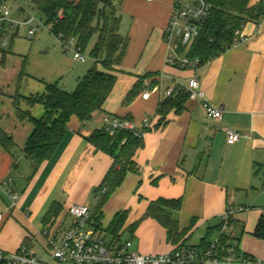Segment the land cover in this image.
<instances>
[{
    "label": "crops",
    "instance_id": "1",
    "mask_svg": "<svg viewBox=\"0 0 264 264\" xmlns=\"http://www.w3.org/2000/svg\"><path fill=\"white\" fill-rule=\"evenodd\" d=\"M263 2L250 0V5L259 6ZM122 3L129 7L133 26L139 30L134 44L140 43L143 48L142 57L132 67L129 62L125 64L133 47L130 44L121 72L117 74L118 80L119 74L128 70L135 72L137 84L142 79L131 102L117 108L111 105L110 95L103 112L92 117L98 123L92 119L83 123L73 116L53 158L34 171L22 154L33 125L17 117L16 89L0 98V130L16 144L13 153L0 146V214L3 215L0 249L10 253L27 240L26 245L36 252L34 246L45 227L44 217L55 203L61 208L57 222L66 218L70 204L92 208L89 204L92 194L98 204L100 195L96 189L113 160L87 138L103 129L106 117L126 119L137 125L144 119L156 118L155 128L146 134L142 148L133 158L135 171L127 174L102 209L103 228L118 213L127 212L122 240L132 241L133 250L141 254H165L179 245L198 246L207 229L221 223L227 208L238 205L245 210L235 214L233 222H238L237 226L232 225L222 233L236 244L241 254L264 264V241L252 235L264 216V15L245 24L246 41L232 45L207 64L192 70L166 64L168 46L164 37L172 0H123ZM194 78L200 81L214 106L224 107L222 118L209 119L200 102L187 100L182 111L171 110L160 123L159 93L148 100L142 95L156 87L164 91L177 85L187 86ZM22 83L20 110L29 111L36 119L45 114L43 105L29 107L24 98L43 95L46 85L56 83L63 90L73 92L60 85L56 78L45 82L28 76ZM142 85L147 88L145 91ZM227 130L236 131L241 139L228 144ZM9 179L19 197L13 208L4 187ZM160 199L182 200L181 210L171 211L180 233L187 231L177 243L168 240L166 229L157 220L144 218L150 203ZM192 220H195L193 226ZM136 223H139L137 229L131 232ZM10 228L15 235H10Z\"/></svg>",
    "mask_w": 264,
    "mask_h": 264
},
{
    "label": "trees",
    "instance_id": "2",
    "mask_svg": "<svg viewBox=\"0 0 264 264\" xmlns=\"http://www.w3.org/2000/svg\"><path fill=\"white\" fill-rule=\"evenodd\" d=\"M122 1L33 0L35 8L45 17V26L50 27L51 34L56 38L60 33L64 39L75 38L82 52L86 50L91 40L96 38L90 54L94 63L75 91L67 92L56 83L46 85V92L43 95L24 98L29 107L43 105L45 114L42 118L36 119L29 111L20 110V96L16 95L14 98L18 119L27 120L33 125V132L22 154L31 163L34 171L53 158L73 116L86 123L95 113L103 112L104 105L116 85L117 74L121 72L120 67L124 63L130 45L129 39L123 38L120 34L121 17L118 8ZM263 15L264 2L259 6H251L250 0H212L209 20L200 36L187 48L186 55L198 58L201 66L207 64L233 45L236 31L241 30L248 21L259 20ZM180 52L183 53L184 50ZM4 54L7 53L0 50V61H4ZM24 75L22 70L19 74L18 88ZM141 81L142 79L127 96L126 104L135 97ZM187 100L188 94L185 90H178L174 96L163 102L158 109V114L161 116L160 123L171 110L182 111ZM87 140L113 160L111 168L96 189L100 198L93 210L92 219L98 232L104 231L114 240L119 241L122 240L125 232L128 213H118L104 230L101 223L102 209L117 188L123 184L127 174L135 171L133 158L142 148L143 139L126 131L110 134L103 128L95 131ZM0 146L9 153H13L16 149L13 138L2 130H0ZM181 207V199H160L150 203L144 218L157 220L166 229L168 240L177 243L187 231L180 233L177 222L172 219L171 211H179ZM60 213L59 205L53 204L44 217V225L56 221ZM193 221L195 220H192V226ZM138 225L139 223L132 225L131 232L135 231ZM222 228V223L208 228L198 247L207 248L218 239L220 253H226L229 247L233 246L236 252L241 254L236 244L221 233ZM252 235L264 241V216L259 219ZM26 242L27 240L24 244H27ZM242 256L252 259L245 254Z\"/></svg>",
    "mask_w": 264,
    "mask_h": 264
},
{
    "label": "built area",
    "instance_id": "3",
    "mask_svg": "<svg viewBox=\"0 0 264 264\" xmlns=\"http://www.w3.org/2000/svg\"><path fill=\"white\" fill-rule=\"evenodd\" d=\"M154 1L148 0V2ZM211 10L212 0H172V13L164 37L168 46L167 65L192 70H197L201 66L198 58H191L186 53L189 45L200 36L207 24ZM36 22L38 21L33 16L19 22L12 20L7 0H0V50L8 46V40L4 39L7 25L13 28L30 27L29 37L33 38L39 29L33 27ZM243 29L244 27L236 31L233 45L247 40ZM57 39L66 49L77 43L75 38L64 39L61 33L58 34ZM182 50H184L183 53L180 52ZM74 59L81 63L87 61L78 44ZM178 88L185 90L188 100L200 102L209 119L220 120L222 118L224 107L214 106L207 99L197 78L192 79L187 86L177 85L164 91L161 87L146 90L142 98L148 100L154 93H159L161 105L174 96ZM155 126L156 118L144 119L140 125H137L126 119L106 117L103 128L110 134L126 131L139 139H144ZM226 137L227 143L233 145L242 136L234 130H227ZM4 187L11 202V208L16 207L19 197L12 188V180H7ZM244 210L243 207H228L221 216L222 232L232 227L231 221L235 214ZM92 215L93 210L90 206L70 204L66 215L70 219V225L67 228L64 227V221H54L45 226L41 232L45 239L47 255L39 256L24 244L15 253L0 249V264H262L260 261L246 259L242 254H238L233 246L229 247L226 253H220L218 239H215L207 248L179 245L165 254H141L133 250L132 241H117L104 231L98 232ZM2 217L3 215L0 214V221Z\"/></svg>",
    "mask_w": 264,
    "mask_h": 264
},
{
    "label": "rangeland",
    "instance_id": "4",
    "mask_svg": "<svg viewBox=\"0 0 264 264\" xmlns=\"http://www.w3.org/2000/svg\"><path fill=\"white\" fill-rule=\"evenodd\" d=\"M116 3H118V1H116ZM7 5L11 10L12 20L19 22L33 16L38 21L33 27H38L39 29L36 35L30 38V27L13 28L11 25L5 27L4 39L8 40V46L4 48V51L7 53L3 55L5 57L4 61H0V98H2L4 94H10V91H14L15 89V97L16 95L18 96L23 85L22 82L28 76L38 78L45 82L56 78L60 85L67 90L75 91L79 81L83 79L84 75L88 73V70L94 63L90 54L95 46L96 38H93L86 50L82 52L87 58V61L86 63H81L74 59L77 43H75V46H68L67 49L64 48L58 39L51 34L50 27L45 26V17L35 8L33 0H7ZM118 9L121 17L120 34L123 38L129 39L130 44L133 43L129 59H127L125 64L129 62L131 66L134 67L143 54L142 45L140 43L134 44L133 40L139 30L138 27L133 26V16L129 12V7H126V5L122 3ZM22 70H24L25 77L22 82L19 83L20 88H18L19 74ZM134 80L137 81V78L133 71L125 70L123 73L119 74L115 88L109 98H112L111 105H115L118 108L122 104H126L125 100L127 96L137 85V82ZM142 89V91H145L147 88L142 85ZM20 99L23 98L20 97ZM6 106L7 103L4 108ZM96 120L97 118L92 119L94 123H98ZM95 200V196L92 194L89 199V204L92 205V208H95L97 205ZM6 203L8 202L6 201ZM239 207L240 206L237 205L236 208ZM63 220H65V228H67L70 225V219L64 217ZM233 223L232 225L237 226L238 222ZM103 229L105 230V228ZM11 234L15 235V231L12 228H10V235ZM196 241L197 239L193 242L196 243ZM21 247L22 245L20 244L18 248L14 251H10V253L17 252ZM45 247V239L41 233L37 236L34 248L39 256L44 257L47 255Z\"/></svg>",
    "mask_w": 264,
    "mask_h": 264
}]
</instances>
